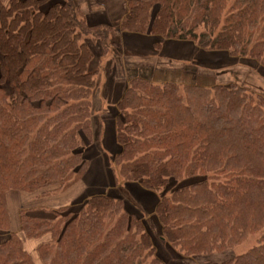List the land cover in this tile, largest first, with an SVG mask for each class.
<instances>
[{
    "label": "trees",
    "instance_id": "obj_1",
    "mask_svg": "<svg viewBox=\"0 0 264 264\" xmlns=\"http://www.w3.org/2000/svg\"><path fill=\"white\" fill-rule=\"evenodd\" d=\"M80 4L0 0V233H10L9 192L58 195L82 180L87 152L99 145L94 100L104 68L123 84L108 112L117 113L110 166L117 191L20 210V233L47 238L35 248L40 264H162L157 247L168 260L171 250L184 263L201 262L253 236L244 254L210 264H264V94L236 77L213 82L203 73L210 61L199 59L183 60L191 80L180 81L181 66L138 63L111 40L192 43L252 61L264 77V0H124L116 25L91 24ZM110 50L120 55L109 60ZM118 178L159 195L153 216L128 210ZM185 180L194 182L164 193ZM0 264L35 262L11 233L0 243Z\"/></svg>",
    "mask_w": 264,
    "mask_h": 264
},
{
    "label": "rangeland",
    "instance_id": "obj_2",
    "mask_svg": "<svg viewBox=\"0 0 264 264\" xmlns=\"http://www.w3.org/2000/svg\"><path fill=\"white\" fill-rule=\"evenodd\" d=\"M79 1V0H76ZM8 0H2L3 4H7ZM81 12L85 15L89 14H101L105 13L108 18V23L111 25H116L118 23V19L120 16L122 17L125 15L126 9L124 7V0H81L80 4ZM97 15V16H98ZM104 16L97 17L98 19ZM95 20V19H94ZM94 20L91 19V22L94 23ZM90 21V20H89ZM96 21V22H97ZM152 37V36H151ZM149 36H143L144 43L142 46L135 48L130 47L129 45H124V42L127 41L122 35H115V37H111V40L114 41L119 49L123 51V53L127 54V56L131 57L133 61H137L138 63L141 62L144 64L156 63L157 61H163V64L169 65L171 68H175L177 66H181V70L185 66L183 60H190L186 65H192V60L199 59L203 60L202 63H208L206 70H203L204 74L210 75L208 78H216L213 79V82L216 80L217 82L228 84L230 80H234V77L238 78L240 81L245 84L250 91H254V93H261L264 94V77L262 76L263 71L259 70L255 63L249 60L241 61L230 59L226 56V53L223 52H208L200 50L196 47L195 53H191L186 51L185 55L179 54L182 58L176 57L178 54L175 53V48L173 47L174 43H180L179 41L174 40H163L160 37L151 38ZM160 44V48H154V44ZM107 59L114 58V56L120 55L117 51L113 53V50H110ZM222 53V54H221ZM220 55H225L220 56ZM215 56H218L217 58ZM118 58V57H115ZM206 60V61H204ZM174 61V62H172ZM183 61V62H182ZM219 61H222L220 63ZM182 62V64H180ZM224 62V63H223ZM177 64V66L174 65ZM257 65V64H256ZM167 67V66H166ZM178 68V67H177ZM184 71H180L176 73L175 78L180 81H184L186 78V82L190 81L191 79H187L185 69ZM174 70H168L167 78L173 77L172 73ZM172 73V74H171ZM232 73V74H230ZM193 81V80H192ZM211 82V81H209ZM194 181H183L182 183L171 182L165 194L171 192L176 188H180L182 186H186L191 184ZM76 189V188H75ZM77 190H72L67 194H60V195H51V196H41L40 192L35 194H26L22 192H12L10 195H20L19 199H9L8 200V210L10 217L12 219V226L10 233H1L0 235V243L6 241L11 233H17L19 238L22 240L26 251H28L35 264H40L39 260L37 259L35 247L40 243L41 240H27L22 233L19 232V219L17 216L18 210L21 208H31L36 207L37 205L43 206H52L53 208H58L61 205H70L71 202L77 197ZM79 203V202H78ZM76 204V203H75ZM28 210V209H26ZM156 230V229H155ZM154 230V231H155ZM3 235L5 238H3ZM43 240H47V238H43ZM256 245V236L249 237L247 241L243 244L233 248L232 250L220 253V254H212L208 257L202 258V261H187L186 263L182 262L180 259L181 257L175 251L169 250V254L175 258L173 260H168L167 256L161 253V250L157 249L158 258H161L162 264H210V263H220L224 262L230 258H235L238 255L244 254L253 246ZM157 246V245H156Z\"/></svg>",
    "mask_w": 264,
    "mask_h": 264
},
{
    "label": "crops",
    "instance_id": "obj_3",
    "mask_svg": "<svg viewBox=\"0 0 264 264\" xmlns=\"http://www.w3.org/2000/svg\"><path fill=\"white\" fill-rule=\"evenodd\" d=\"M97 15L98 14H89L88 21L90 20L89 22L91 24H96V23L97 24H109L108 18L104 12L99 14L98 16ZM99 16H104V17L98 19L97 21L96 19ZM91 19L92 20L95 19L94 23L91 22ZM143 36H147V35L132 34L130 36H126L124 38H126L127 41L124 42V45L125 46L129 45L130 47L133 46L135 48H138L142 46L144 43V39H141L143 38ZM151 38H154V37H151ZM173 47L175 48V53L178 52V54L176 55V57L178 58H182L179 54H182L184 56L186 51L195 53V50H196V46L194 44L187 43V42L174 43ZM107 62L108 60L105 59L104 63L106 64ZM103 69L100 70V77H99L100 88L96 95V99L94 100V102L97 104V107H98V111L96 112V115H98L99 121H101L99 145L97 146V149H93L87 152L86 158L89 161V167L85 175L83 176L82 180L79 183L75 184L72 188H70L66 192L61 193L64 195L72 190H77L76 191L78 194L77 197H75L74 200L71 202V204L68 206L61 205L58 208H53L52 206H43L39 204L36 207L21 208V210L22 209L56 210L62 207H70L74 205L75 203H78L80 201L87 199L89 196L96 195V194H107L112 190H116L114 188V185H115L114 173H112L113 171L111 170L110 166L113 163V159L115 155L119 151V147L117 145L116 135H115V118H116L117 113H116V110H113L108 115V112H110V110H112L113 107L115 108L117 100L119 99L122 93L123 84L120 83L119 81H118L119 83H117L116 82L117 80L111 82L112 79H110V77L107 76L106 72ZM118 192H119L118 193L119 196L126 203V206L129 208L128 210L130 212L131 211L138 212L140 210L146 216V219L153 216L154 208L157 202L159 201V195L148 193L144 191L139 185L127 184L121 181L119 178H118ZM11 193L12 192H9L6 195L7 209L9 205L8 204L9 199L17 200L20 197V195H18L19 197L16 195H10ZM19 211L20 210H18L17 212V216H18ZM8 216H9L10 231H11L12 219L10 217L9 210H8ZM18 219H19V216H18ZM19 232H20V228H19ZM17 233L18 232H16L15 234ZM3 238H5L4 235H3Z\"/></svg>",
    "mask_w": 264,
    "mask_h": 264
}]
</instances>
